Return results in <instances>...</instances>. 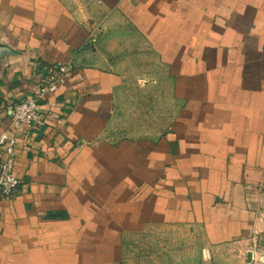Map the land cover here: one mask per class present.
<instances>
[{
    "label": "crops",
    "instance_id": "crops-1",
    "mask_svg": "<svg viewBox=\"0 0 264 264\" xmlns=\"http://www.w3.org/2000/svg\"><path fill=\"white\" fill-rule=\"evenodd\" d=\"M69 60L19 137L0 264H264V0H0V131ZM136 73L166 130L119 128Z\"/></svg>",
    "mask_w": 264,
    "mask_h": 264
},
{
    "label": "built area",
    "instance_id": "built-area-1",
    "mask_svg": "<svg viewBox=\"0 0 264 264\" xmlns=\"http://www.w3.org/2000/svg\"><path fill=\"white\" fill-rule=\"evenodd\" d=\"M100 31L99 25L90 27V43L95 44L98 41ZM45 70L33 86L30 96L22 101H7L5 104V109L10 114V124L0 131V197H11L21 183L15 173L19 137L26 128L44 124L41 104L49 94L57 92L67 83L74 71V63L72 60L53 62Z\"/></svg>",
    "mask_w": 264,
    "mask_h": 264
},
{
    "label": "rangeland",
    "instance_id": "rangeland-1",
    "mask_svg": "<svg viewBox=\"0 0 264 264\" xmlns=\"http://www.w3.org/2000/svg\"><path fill=\"white\" fill-rule=\"evenodd\" d=\"M139 75L136 73L130 78L127 88L131 91L132 99H128L127 96L126 104L118 112L117 124L120 129H123L132 122H151L154 120L160 124L162 130H166L173 119L169 96L165 94L166 86L164 84L162 87V95L156 96L154 94L161 88V84L155 83L151 87L150 95H148L145 93L147 85L141 83Z\"/></svg>",
    "mask_w": 264,
    "mask_h": 264
}]
</instances>
